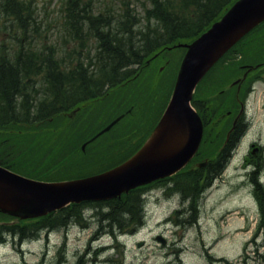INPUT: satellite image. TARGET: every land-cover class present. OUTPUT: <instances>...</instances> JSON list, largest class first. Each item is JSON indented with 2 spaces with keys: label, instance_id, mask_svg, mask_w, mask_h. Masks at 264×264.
Returning <instances> with one entry per match:
<instances>
[{
  "label": "trees",
  "instance_id": "16d2710c",
  "mask_svg": "<svg viewBox=\"0 0 264 264\" xmlns=\"http://www.w3.org/2000/svg\"><path fill=\"white\" fill-rule=\"evenodd\" d=\"M96 1L99 0H62L66 19L59 50L54 42L58 40L41 29L35 0H0V38L5 39H0V165L37 180L62 181L121 163L137 150L130 149L135 138L154 128L167 105L166 93L169 99L174 86L170 77L178 66L175 67L180 51H185L178 45L192 42L236 2L102 0L97 8ZM252 34L256 37L246 43L247 38L241 40L206 75L210 76L207 83L220 74L204 98L207 104L213 101V106L196 104L205 119H211L209 115L214 121L223 118L235 103L234 94H217L239 75L230 69L232 63L226 59L232 56L240 65L260 62L258 59L264 57V23ZM163 66L160 74L162 78L166 76L167 86L163 102L156 108L164 88L157 81ZM111 97H116L111 115L106 121L100 120L96 112ZM72 110L76 112L70 114ZM125 112L128 115L110 132L88 144L84 151L81 149L115 115ZM224 136L225 132L216 137L210 131L204 143L208 147L212 143L214 149L207 151L202 146L201 157L214 158ZM239 137L208 167V182L222 173ZM197 179H181L174 188L183 201L190 202L183 216L191 223L197 220ZM252 181L260 205V222L253 241L261 236L255 253L264 261V185L259 182V171L252 174ZM142 195L134 191L111 201L72 204L27 225H9V220L0 214V241L9 234L20 239L36 237L44 231L65 229L74 222L83 226V214L89 207L106 229L137 228L143 217Z\"/></svg>",
  "mask_w": 264,
  "mask_h": 264
},
{
  "label": "rangeland",
  "instance_id": "374dc122",
  "mask_svg": "<svg viewBox=\"0 0 264 264\" xmlns=\"http://www.w3.org/2000/svg\"><path fill=\"white\" fill-rule=\"evenodd\" d=\"M35 1L42 31L50 38H56V48L61 50L59 38L63 35L66 19L62 0ZM100 3L102 0L96 1L94 6L99 8ZM183 56L181 53L177 58L175 67L178 66L170 77L172 81L178 74L179 61ZM262 60L264 57L258 59ZM231 63L230 69L243 75L241 67L244 63L239 65L235 60ZM219 76L218 73L212 80L210 78L211 81L200 89L199 100L209 93L211 82ZM162 83L167 86L166 76ZM228 84L230 88L232 82ZM237 88L238 85L232 87L226 92L227 95L232 96ZM115 99L111 97L96 112L100 120L109 119ZM161 102L163 89L156 108ZM247 110L248 131L238 142L223 175L210 187L195 191L200 195L198 202L195 201L194 216L198 220L195 223L182 214L181 218L173 221L172 214L176 210H187L190 202L188 199L183 201L181 195L169 189L170 182H166L146 190L143 199L145 220L136 231L133 227L128 231L110 228L111 233L110 229H104L90 207L85 211L87 221L83 226L73 224L46 236H33L20 245L19 240L11 239L8 245L0 247V264H226L221 262L224 259L230 264H245L244 260L250 261L249 264H264L254 253L256 244L261 243L262 238H257L255 242L251 239L259 219L258 202L251 183L255 169L262 170L261 181L264 185V88L260 85H256V90L249 94ZM227 114L217 118L218 122L212 127L216 137L227 132L235 112L232 116ZM225 140H230L229 135ZM197 181V188L203 185L200 180ZM0 214L11 224L16 223L4 213ZM179 222H182V226L176 224ZM158 236L167 240L165 246L156 241ZM256 257L258 259L254 262Z\"/></svg>",
  "mask_w": 264,
  "mask_h": 264
},
{
  "label": "water",
  "instance_id": "95a60500",
  "mask_svg": "<svg viewBox=\"0 0 264 264\" xmlns=\"http://www.w3.org/2000/svg\"><path fill=\"white\" fill-rule=\"evenodd\" d=\"M263 21L264 0H238L220 21L187 46L160 122L141 150L123 165L103 174L57 183L33 180L0 166V212L21 219L38 218L71 203L119 197L179 171L194 156L202 138V120L191 105L196 86L234 44ZM183 137L182 146L166 149L170 141Z\"/></svg>",
  "mask_w": 264,
  "mask_h": 264
},
{
  "label": "bare ground",
  "instance_id": "6f19581e",
  "mask_svg": "<svg viewBox=\"0 0 264 264\" xmlns=\"http://www.w3.org/2000/svg\"><path fill=\"white\" fill-rule=\"evenodd\" d=\"M185 142V138H178V139H174L173 141H170L167 146L166 149L169 150L170 148L172 150H175L176 148H179L180 146H182V144Z\"/></svg>",
  "mask_w": 264,
  "mask_h": 264
},
{
  "label": "flooded vegetation",
  "instance_id": "af4514ba",
  "mask_svg": "<svg viewBox=\"0 0 264 264\" xmlns=\"http://www.w3.org/2000/svg\"><path fill=\"white\" fill-rule=\"evenodd\" d=\"M159 103V100H158V102H157V104ZM242 121H243V116H240L239 117V120H238V123H237V125H236V133L237 132H239L240 130H241V128H242ZM195 185H197V184H199V181H196V183H194Z\"/></svg>",
  "mask_w": 264,
  "mask_h": 264
}]
</instances>
